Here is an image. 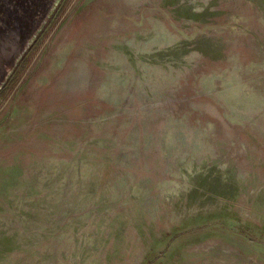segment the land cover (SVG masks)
<instances>
[{"label": "rangeland", "instance_id": "obj_1", "mask_svg": "<svg viewBox=\"0 0 264 264\" xmlns=\"http://www.w3.org/2000/svg\"><path fill=\"white\" fill-rule=\"evenodd\" d=\"M0 264H264V0H0Z\"/></svg>", "mask_w": 264, "mask_h": 264}]
</instances>
